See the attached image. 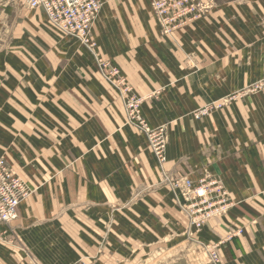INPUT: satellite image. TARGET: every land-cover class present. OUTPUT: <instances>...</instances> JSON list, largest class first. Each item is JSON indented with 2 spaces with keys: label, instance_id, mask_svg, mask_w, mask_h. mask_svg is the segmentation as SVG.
Returning a JSON list of instances; mask_svg holds the SVG:
<instances>
[{
  "label": "crops",
  "instance_id": "1",
  "mask_svg": "<svg viewBox=\"0 0 264 264\" xmlns=\"http://www.w3.org/2000/svg\"><path fill=\"white\" fill-rule=\"evenodd\" d=\"M101 1L99 54L147 99L150 127L169 124L165 173L219 175L236 207L187 240L146 138L125 126L94 55L49 31L41 9L0 5V156L35 191L0 225V264H209L201 245L238 229L221 264H264V93L192 116L264 79V0H211L207 19L171 37L159 35L152 0Z\"/></svg>",
  "mask_w": 264,
  "mask_h": 264
},
{
  "label": "built area",
  "instance_id": "2",
  "mask_svg": "<svg viewBox=\"0 0 264 264\" xmlns=\"http://www.w3.org/2000/svg\"><path fill=\"white\" fill-rule=\"evenodd\" d=\"M19 3L30 10L41 9L49 23L59 31L76 38L95 57L104 77L118 88L128 124L136 127L145 135L164 182L170 188L175 203L186 220L187 234L198 232L211 219L221 217L229 212L231 200L229 194L218 178L203 175L198 181L185 178H172L164 171L168 133L165 127L151 128L143 119L141 99L131 94L125 79L117 67L105 61L98 53L97 42L93 37V28L102 9L101 0H0V5ZM152 15L160 28L161 37H170L174 33L186 29L194 22L204 18L210 6L203 0H153ZM228 102V101H226ZM225 104H212L199 109L197 119L209 116L214 110ZM32 189L9 166L4 158H0V225H10L18 219L20 204L31 196ZM240 229L228 236H240ZM224 241L220 242L223 244ZM220 244L207 248V255L212 264H221ZM75 264H91L80 261Z\"/></svg>",
  "mask_w": 264,
  "mask_h": 264
},
{
  "label": "rangeland",
  "instance_id": "3",
  "mask_svg": "<svg viewBox=\"0 0 264 264\" xmlns=\"http://www.w3.org/2000/svg\"><path fill=\"white\" fill-rule=\"evenodd\" d=\"M153 1V0H152ZM203 1H205L206 3H208L209 4V6H210V11L208 12V14L204 17V18H202V19H200V20H198V21H201V20H205V19H207L209 16H210V14L212 13V11H213V9H214V3L211 1V0H203ZM103 4V3H102ZM151 5H152V3H151ZM21 6V5H20ZM23 7V6H22ZM25 8V7H24ZM27 10H28V8H26ZM152 9V8H151ZM30 10V9H29ZM153 16V15H152ZM154 19V18H153ZM154 21H155V19H154ZM198 21H196V22H198ZM156 22V21H155ZM196 22H194L193 24H191L189 27H187L186 29H189L190 27H192V26H194V24L196 23ZM46 24H47V28L49 29V31H51L53 34H55L57 37H60V38H72V39H76V38H74V37H71V36H69V35H67V34H65V33H63V32H61V31H59L56 27H54V26H52L50 23H49V21H48V19L46 18ZM156 25L158 26V24H157V22H156ZM159 27V26H158ZM186 29H183V30H181V31H179V32H183V31H185ZM179 32H176V33H174L173 35H175V34H177V33H179ZM159 35H160V28H159ZM172 35V36H173ZM171 37V36H170ZM77 40V39H76ZM78 41V40H77ZM79 42V41H78ZM80 43V42H79ZM80 45L84 48V46L80 43ZM98 53H99V51H98ZM101 53V52H100ZM105 61H108V62H110L113 66H115V67H117L118 69H119V71H120V74H121V76L125 79V81H126V83H127V86L131 89V94L132 95H135L136 97H138L139 99H141L142 100V102H141V104H140V110H141V108H142V106H143V104H144V102L147 100L145 97H141V96H139L135 91H134V89H133V87H132V85L130 84V82H129V80H128V78H127V76L123 73V71L118 67V66H116L114 63H113V61L112 60H110V59H108V58H105L104 57V55L101 53V54H99ZM96 60V59H95ZM97 62V61H96ZM97 65H96V67H97V74L99 75V78H100V80L103 82V83H105L106 85H108L109 86V88L113 91V93L115 94V96H116V98L120 101V103H121V109H122V112H123V116H124V122H125V126H128V127H130L131 129H134V131H136V133L138 134V135H140V136H144L145 137V135H143L142 133H140V131L136 128V127H134V126H132V125H130V124H128V120H127V114H126V111H125V107H124V105H123V101H122V98H121V95H120V92H119V90H118V88L117 87H115L113 84H111L105 77H104V75H103V72H102V70L99 68V66H98V63H96ZM260 93H264V79H262V80H260V81H258V82H256V83H253L252 85H250V86H248V87H245V88H243V89H241V90H239V91H237L236 93H234V94H232V95H230V96H228V97H225V98H223V99H220V100H217V101H214V102H211V103H208V104H206V105H204V106H202V107H200V108H198L196 111H194V113H193V118H194V120H197V121H203L205 118H207V117H209V116H211V115H213V114H215V113H218V112H221V111H224V110H227L232 104H234V103H236V101L238 102V101H241V100H243V99H245V98H247V97H249V96H253V95H257V94H260ZM160 94H161V91L160 92H156V93H153L152 95H150L149 97H148V99H153V98H158L159 96H160ZM226 101H228V102H226ZM225 102V104L220 108V109H217V110H214L213 112H211V114L209 115V116H206V117H203V118H201V119H197L196 117H195V115H196V113H197V111L199 110V109H201V108H203V107H206V106H208V105H212V104H215V105H218V104H222V103H224ZM141 114H142V112H141ZM142 117H143V115H142ZM143 119H144V117H143ZM145 120V119H144ZM147 122V121H146ZM163 127H165L166 129H167V133H168V138H169V141H168V145H169V142H170V127H169V124H164V125H162ZM162 126H160V127H162ZM146 138V137H145ZM146 140H147V138H146ZM168 145H167V147H168ZM147 149L150 151V153H152V151L150 150V148H149V145H148V141H147ZM153 154V153H152ZM154 156V155H153ZM0 158H4L6 161H7V159H6V157H4V156H0ZM155 158V157H154ZM8 162V161H7ZM156 164H157V162H156ZM157 167H158V165H157ZM159 169V168H158ZM159 171H160V169H159ZM15 172V171H14ZM161 173V172H160ZM161 175V174H160ZM203 175H205V176H207V177H211V178H218V179H220L222 182H223V180L221 179V177L219 176V175H216V174H213V173H211V172H208V171H204L201 175H200V178L203 176ZM161 178H162V181H163V183H165L164 182V179H163V176L161 175ZM199 178V179H200ZM185 179H187V180H190V181H193V180H191V179H188V178H185ZM198 179V180H199ZM197 180V181H198ZM166 184V183H165ZM223 184H224V182H223ZM167 185V184H166ZM224 186H225V184H224ZM226 188V187H225ZM227 190V189H226ZM32 191H33V193L32 194H34V189H32ZM228 192V191H227ZM228 194H229V192H228ZM229 197H230V200H231V207H230V209H229V212L226 214V215H224V216H221V217H217V218H214V219H211L210 221H208L207 223H206V225L209 223V222H211V221H222V220H224L228 215H229V213L232 211V209L233 208H235L236 207V203H235V201L232 199V197L230 196V194H229ZM173 202H174V205H175V207H176V209H178V211H179V213H180V215L182 216V218H184L185 219V217L182 215V213L180 212V210H179V208L177 207V205H176V203H175V200H173ZM185 222H186V220H185ZM205 225V226H206ZM204 226V227H205ZM203 227V228H204ZM202 228V229H203ZM201 229V230H202ZM201 230H199L198 232H195V231H193L194 233H192L191 235L189 234H187V236H185L186 237V239L187 240H196V238H195V235H197V233H200L201 232ZM238 230H240V229H238ZM237 231V230H236ZM235 231H228V233H226L225 235H224V237L222 238V240H220V242H222V241H224V243L223 244H220V242H212V243H204V244H202L201 246H203V248H200V250H201V252H202V255L204 256V259L209 263V264H212L211 262H210V259H209V257H208V255H207V253H206V251H207V248L208 247H211L212 248V246H214V245H217V244H220V246H219V255H220V249H221V247L225 244V243H227L226 242V240H227V238H228V236L230 235V234H232V233H234ZM190 241V242H191ZM221 258V257H220ZM80 261H86V262H89V263H91V264H93L94 263V260H90V259H81V260H79V261H77V262H80ZM76 262V263H77Z\"/></svg>",
  "mask_w": 264,
  "mask_h": 264
},
{
  "label": "bare ground",
  "instance_id": "4",
  "mask_svg": "<svg viewBox=\"0 0 264 264\" xmlns=\"http://www.w3.org/2000/svg\"><path fill=\"white\" fill-rule=\"evenodd\" d=\"M75 264V263H74Z\"/></svg>",
  "mask_w": 264,
  "mask_h": 264
}]
</instances>
